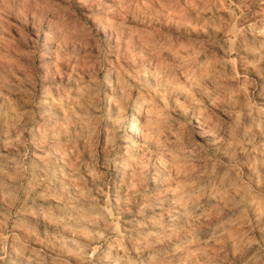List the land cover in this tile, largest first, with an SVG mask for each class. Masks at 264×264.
<instances>
[{"label": "rangeland", "instance_id": "obj_1", "mask_svg": "<svg viewBox=\"0 0 264 264\" xmlns=\"http://www.w3.org/2000/svg\"><path fill=\"white\" fill-rule=\"evenodd\" d=\"M0 264H264V0H0Z\"/></svg>", "mask_w": 264, "mask_h": 264}, {"label": "bare ground", "instance_id": "obj_2", "mask_svg": "<svg viewBox=\"0 0 264 264\" xmlns=\"http://www.w3.org/2000/svg\"><path fill=\"white\" fill-rule=\"evenodd\" d=\"M141 112H142L141 106H138V108L135 112V115L132 117L133 118V120H132L133 125H135L137 123L139 117L141 116Z\"/></svg>", "mask_w": 264, "mask_h": 264}]
</instances>
